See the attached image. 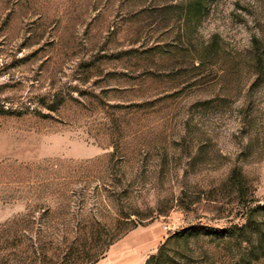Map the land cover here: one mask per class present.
I'll use <instances>...</instances> for the list:
<instances>
[{
	"label": "rangeland",
	"instance_id": "1",
	"mask_svg": "<svg viewBox=\"0 0 264 264\" xmlns=\"http://www.w3.org/2000/svg\"><path fill=\"white\" fill-rule=\"evenodd\" d=\"M157 254L264 264V0H0V264Z\"/></svg>",
	"mask_w": 264,
	"mask_h": 264
},
{
	"label": "trees",
	"instance_id": "2",
	"mask_svg": "<svg viewBox=\"0 0 264 264\" xmlns=\"http://www.w3.org/2000/svg\"><path fill=\"white\" fill-rule=\"evenodd\" d=\"M162 247H163V245H162ZM162 247H161V249H160V251H159V254L162 252ZM159 254H157V255H151V256L148 258V260L146 261V264H154L153 262H155V260H157V259L159 258ZM80 257H81V256H80ZM80 257H79V258H80ZM84 257H86V258H84V259H88V260H90L91 258H93V256H92L91 254H89V253H87L86 256H84ZM97 259H98V257H96V258H94L93 260H91V262L93 263V262H95Z\"/></svg>",
	"mask_w": 264,
	"mask_h": 264
}]
</instances>
